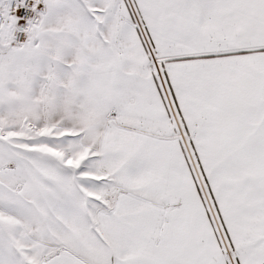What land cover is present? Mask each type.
Here are the masks:
<instances>
[{
    "label": "snow or ice",
    "instance_id": "6c2138e0",
    "mask_svg": "<svg viewBox=\"0 0 264 264\" xmlns=\"http://www.w3.org/2000/svg\"><path fill=\"white\" fill-rule=\"evenodd\" d=\"M0 264H264V0H0Z\"/></svg>",
    "mask_w": 264,
    "mask_h": 264
}]
</instances>
